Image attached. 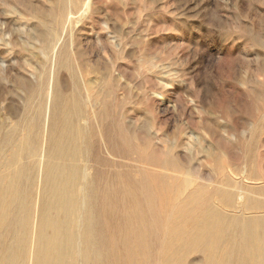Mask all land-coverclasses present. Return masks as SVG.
<instances>
[{"label": "rangeland", "instance_id": "1", "mask_svg": "<svg viewBox=\"0 0 264 264\" xmlns=\"http://www.w3.org/2000/svg\"><path fill=\"white\" fill-rule=\"evenodd\" d=\"M0 78L33 113L56 90L100 91L84 108L94 188L140 165L125 121L184 176L248 194L264 215V0H0Z\"/></svg>", "mask_w": 264, "mask_h": 264}, {"label": "bare ground", "instance_id": "2", "mask_svg": "<svg viewBox=\"0 0 264 264\" xmlns=\"http://www.w3.org/2000/svg\"><path fill=\"white\" fill-rule=\"evenodd\" d=\"M51 34L36 27L34 37ZM15 82L33 86L26 75ZM63 90L33 113L30 98L20 104L21 96L0 81V264H264V215L252 212L262 203L197 182L189 171L184 176L187 169L168 153L158 150L164 154L158 157L125 121L128 140H140V165L125 164L117 181L94 188L84 108L100 91L83 100ZM215 162L217 171L225 169L221 157Z\"/></svg>", "mask_w": 264, "mask_h": 264}]
</instances>
